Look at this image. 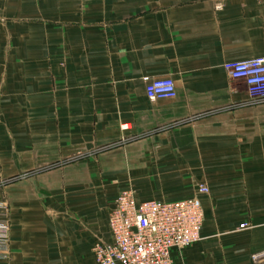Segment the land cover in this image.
<instances>
[{"label":"crops","instance_id":"obj_1","mask_svg":"<svg viewBox=\"0 0 264 264\" xmlns=\"http://www.w3.org/2000/svg\"><path fill=\"white\" fill-rule=\"evenodd\" d=\"M261 55L264 0H0V264H97L125 190L199 196L174 264H264V99L228 69Z\"/></svg>","mask_w":264,"mask_h":264},{"label":"built area","instance_id":"obj_2","mask_svg":"<svg viewBox=\"0 0 264 264\" xmlns=\"http://www.w3.org/2000/svg\"><path fill=\"white\" fill-rule=\"evenodd\" d=\"M232 80L243 81L252 98L264 99V55L228 66ZM150 101L176 98L170 78H144ZM206 185L198 187L207 195ZM9 204L0 201V260L9 253ZM204 223L202 201L195 195L170 202L139 201L133 190L120 193L110 212L108 225L111 242H98L93 252L97 264H174L173 249L189 247L201 240ZM247 225H243L245 227Z\"/></svg>","mask_w":264,"mask_h":264},{"label":"rangeland","instance_id":"obj_3","mask_svg":"<svg viewBox=\"0 0 264 264\" xmlns=\"http://www.w3.org/2000/svg\"><path fill=\"white\" fill-rule=\"evenodd\" d=\"M0 201H2V202H7L4 198H1V200ZM8 203V202H7ZM9 204V203H8ZM9 209H10V205H9Z\"/></svg>","mask_w":264,"mask_h":264}]
</instances>
